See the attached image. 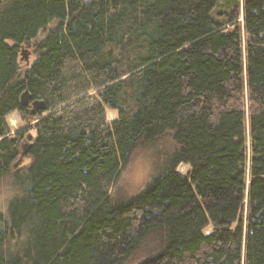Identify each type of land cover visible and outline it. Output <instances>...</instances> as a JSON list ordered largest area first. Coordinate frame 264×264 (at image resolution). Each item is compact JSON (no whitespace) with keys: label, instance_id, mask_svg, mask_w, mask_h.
<instances>
[{"label":"trees","instance_id":"1","mask_svg":"<svg viewBox=\"0 0 264 264\" xmlns=\"http://www.w3.org/2000/svg\"><path fill=\"white\" fill-rule=\"evenodd\" d=\"M139 155L158 170L113 195ZM15 177L0 264H127L146 244L131 264H264V0H0V182Z\"/></svg>","mask_w":264,"mask_h":264},{"label":"rangeland","instance_id":"2","mask_svg":"<svg viewBox=\"0 0 264 264\" xmlns=\"http://www.w3.org/2000/svg\"><path fill=\"white\" fill-rule=\"evenodd\" d=\"M27 49V61L26 63H30L33 60V54L31 53V50L26 47ZM20 59L24 61V58ZM107 117L109 119H112L115 117V112L113 110L108 109L107 111ZM6 121L11 129H18L23 126L22 120H20L19 116L16 112H11L6 115ZM35 135V130L33 128H30L27 131V136L23 140L22 149L24 143L30 141L31 137ZM30 161V157L28 154H21L18 161L14 164L13 170L19 169L20 171L25 170L26 166L28 165ZM159 168V162H154V159L151 158L149 155H139L134 157L129 163L126 164L124 169L121 171L118 180L114 184V186L111 188V193L118 197H129L132 196L139 191H141L145 185L147 184L148 180L155 174V172ZM187 166L186 165H180L179 170L181 172L186 171ZM18 176L22 177V173H19ZM19 183V185H18ZM21 182L20 179L13 178L12 180H6L0 182V211L4 214L7 213V207L8 202L10 199L19 194L22 190V186H20ZM16 192V194H14ZM1 225V223H0ZM205 232L210 231V227L205 228ZM148 244L141 247L140 252L146 250ZM140 252H137L134 254L133 258L127 262V264H131L138 260L137 255L140 254Z\"/></svg>","mask_w":264,"mask_h":264},{"label":"water","instance_id":"3","mask_svg":"<svg viewBox=\"0 0 264 264\" xmlns=\"http://www.w3.org/2000/svg\"><path fill=\"white\" fill-rule=\"evenodd\" d=\"M27 52H28L27 49H25L24 47H22L20 50V56H21V58H24L25 61H27ZM19 102L21 103V105H26V104L30 105L28 108L29 113H33L34 111H36L38 109L44 108L43 101L42 100H31L30 95L26 90L23 91L21 93V95L19 96ZM30 144H31V142H29V141L24 143L21 154L26 153Z\"/></svg>","mask_w":264,"mask_h":264}]
</instances>
